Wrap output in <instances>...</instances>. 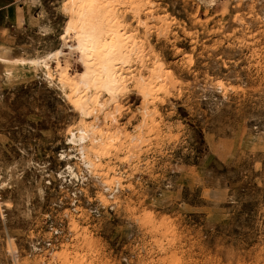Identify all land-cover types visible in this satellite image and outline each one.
<instances>
[{
  "label": "rangeland",
  "instance_id": "rangeland-1",
  "mask_svg": "<svg viewBox=\"0 0 264 264\" xmlns=\"http://www.w3.org/2000/svg\"><path fill=\"white\" fill-rule=\"evenodd\" d=\"M117 1L136 47L113 125L59 82L57 60L82 71L67 0L4 2L0 57L48 69L0 63V264H264V0ZM156 65L171 77L144 99ZM83 120L122 134L86 144L92 167Z\"/></svg>",
  "mask_w": 264,
  "mask_h": 264
},
{
  "label": "bare ground",
  "instance_id": "bare-ground-1",
  "mask_svg": "<svg viewBox=\"0 0 264 264\" xmlns=\"http://www.w3.org/2000/svg\"><path fill=\"white\" fill-rule=\"evenodd\" d=\"M116 1L117 0H67L66 4H69L68 7H70V12L74 14L75 18L69 21L65 30V34L67 37H71V34H73L76 49L79 53L82 71L77 73V77H71L67 68L60 65L61 62L59 63L58 60L55 62L56 66L60 68L59 82L63 87L68 88L67 90L69 91V95H67V97L74 109H76L77 112L80 113L84 118H90L94 116V121L97 122L99 120L98 116L100 117V114L110 107V104L113 106L115 105V109L112 108L114 111L112 112L110 110L111 112L109 111V113H106L103 118L105 120L108 119L112 125L116 123L117 120L115 116L117 113H119V108L116 104L118 102H116V95L122 92L125 93L124 80L122 74L120 73L119 66L126 65L129 62V57L131 53L135 51L136 47L133 35L124 31L116 17L117 14L115 15V7L119 2ZM130 2L131 1H129V3ZM132 6L134 8L135 4ZM142 23L145 22L143 21ZM67 47L70 50L72 49L71 45L67 44ZM62 54V51L56 52V56H62ZM0 63L9 66H23L26 64L36 66L39 65V63H42L45 70L48 69L46 60L38 62L35 60L26 61L25 59L20 58L7 59L0 57ZM46 74L51 76L49 71L46 72ZM170 77L171 75L168 77V74L163 73L161 67L156 65L153 70H151L150 76L145 79L141 77L138 80L137 89L143 95V98L146 99L147 97L153 95V91H155L157 88L155 87L153 89V86L157 81L165 82V80L169 79ZM159 85L161 84L159 83ZM160 88L157 89L160 90ZM91 89L96 90L97 93L101 91L102 93L105 92L109 98H106L107 100L105 101L103 100L104 102L102 101V103L101 100L99 101L97 94H88ZM146 101L147 100H145V103ZM85 121L83 120L82 125L80 124L81 127L79 129L78 135L73 133L74 131H69V135L71 136L69 142L70 144L78 146V150L82 157L81 159L84 160L86 165L92 167L93 162L86 159V144L88 143L91 146V149L95 154L94 156L97 158L100 154L106 155L110 150L116 148V146L121 148L119 145H122V134L119 131L113 132L115 128L113 130L107 129L102 131L96 122L86 125ZM103 125L105 126V124ZM105 128L108 127L105 126ZM123 138L124 140L128 138L127 133L123 134ZM130 142L132 141L130 140ZM79 264H81V262H79Z\"/></svg>",
  "mask_w": 264,
  "mask_h": 264
},
{
  "label": "crops",
  "instance_id": "crops-1",
  "mask_svg": "<svg viewBox=\"0 0 264 264\" xmlns=\"http://www.w3.org/2000/svg\"><path fill=\"white\" fill-rule=\"evenodd\" d=\"M5 1L6 0H0V26H2L3 22H5L4 19H6V16H7V14H3L1 12L2 8L5 6L4 5Z\"/></svg>",
  "mask_w": 264,
  "mask_h": 264
},
{
  "label": "built area",
  "instance_id": "built-area-1",
  "mask_svg": "<svg viewBox=\"0 0 264 264\" xmlns=\"http://www.w3.org/2000/svg\"><path fill=\"white\" fill-rule=\"evenodd\" d=\"M50 245H51L50 243L47 244V246H50Z\"/></svg>",
  "mask_w": 264,
  "mask_h": 264
}]
</instances>
